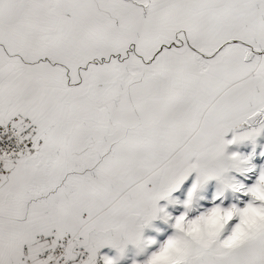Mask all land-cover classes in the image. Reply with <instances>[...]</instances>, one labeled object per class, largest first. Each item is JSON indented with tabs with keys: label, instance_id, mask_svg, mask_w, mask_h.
I'll return each mask as SVG.
<instances>
[{
	"label": "snow or ice",
	"instance_id": "6c2138e0",
	"mask_svg": "<svg viewBox=\"0 0 264 264\" xmlns=\"http://www.w3.org/2000/svg\"><path fill=\"white\" fill-rule=\"evenodd\" d=\"M260 135L264 0H0V264H120L224 210L182 264H264V228L230 243Z\"/></svg>",
	"mask_w": 264,
	"mask_h": 264
},
{
	"label": "clouds",
	"instance_id": "9594fccd",
	"mask_svg": "<svg viewBox=\"0 0 264 264\" xmlns=\"http://www.w3.org/2000/svg\"><path fill=\"white\" fill-rule=\"evenodd\" d=\"M250 201L251 206L237 205L241 208V227L230 242L233 245L242 239L250 238L264 228V206H262L264 205V181L255 186ZM235 216V210L209 211L205 220L192 224L186 232L181 233L179 230H174L173 238L161 241L160 247H157L148 259L151 264H182L190 254L189 240L200 241L205 236L214 234L221 224L231 222L230 218H235ZM153 240L156 239L153 238Z\"/></svg>",
	"mask_w": 264,
	"mask_h": 264
},
{
	"label": "crops",
	"instance_id": "0c3cea01",
	"mask_svg": "<svg viewBox=\"0 0 264 264\" xmlns=\"http://www.w3.org/2000/svg\"><path fill=\"white\" fill-rule=\"evenodd\" d=\"M212 183V182H211ZM173 199H183L182 195L180 193H174L173 194ZM205 199L206 196H205ZM160 207L166 208L168 213H170L173 216L179 215L183 209L179 205H172L169 204L167 201H160L159 202ZM167 230L170 234V229L167 224L163 222L161 219L154 220L148 227L144 229L143 236L144 239H156L158 241H163L164 237V232ZM154 248H150L147 250V253L144 255L138 254V249H136L133 246H128L126 249L125 253L123 254L122 259L120 260V264H142V262L147 258V254H150L151 251H153ZM109 255L111 257H116L117 253L112 250L109 252Z\"/></svg>",
	"mask_w": 264,
	"mask_h": 264
},
{
	"label": "rangeland",
	"instance_id": "374dc122",
	"mask_svg": "<svg viewBox=\"0 0 264 264\" xmlns=\"http://www.w3.org/2000/svg\"><path fill=\"white\" fill-rule=\"evenodd\" d=\"M229 152L238 153L245 159L251 158V163L257 168V170L264 168V157L261 156V153L264 152V135H260L254 140L233 145L229 148ZM212 184H215V181H212ZM205 196L208 199L206 193Z\"/></svg>",
	"mask_w": 264,
	"mask_h": 264
}]
</instances>
